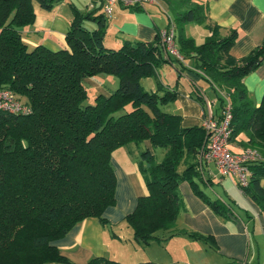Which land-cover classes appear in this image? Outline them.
Wrapping results in <instances>:
<instances>
[{"label": "trees", "instance_id": "trees-1", "mask_svg": "<svg viewBox=\"0 0 264 264\" xmlns=\"http://www.w3.org/2000/svg\"><path fill=\"white\" fill-rule=\"evenodd\" d=\"M59 1L0 0V89L11 90L31 108L29 115L0 112V264H74L52 242L88 218L98 219L102 227L108 225L103 213L116 203L112 154L144 142H149L151 150L141 151L137 170L146 193L123 220L133 240L145 248L153 240L184 235L216 248L213 237L176 227L178 214L185 209L179 192L183 182L216 215L227 217L229 209L211 200L196 183L203 181L198 155L207 140L204 128L183 127L180 115L161 109L176 100V88L160 83L154 92L142 88L141 80L155 77L165 64L209 84L218 101L213 110L217 118L228 99L229 148L235 143L256 150L261 157L246 165L250 176L241 192L264 216V95L254 106L243 83L263 64L264 41L247 55L234 58L229 51L237 31L231 29L222 37L220 27L209 22L206 4L153 0V6L168 16L167 28L174 29L181 60L165 51L160 31L151 42L125 41L118 49L108 48L104 13L80 12L73 6L66 47L28 49L21 30L34 23V5L51 11ZM130 9L141 11L145 6ZM88 20L97 27L86 29L83 23ZM190 24L203 26L209 33L200 45L185 34ZM187 60L193 61L192 69L184 66ZM101 74L115 76L117 89L97 94L92 105H84L83 80ZM189 95L204 107L206 97L200 87L192 85ZM127 106L128 111L115 115ZM240 135L245 139L240 140ZM158 148L164 150L161 161L155 156ZM85 264L120 263L96 257Z\"/></svg>", "mask_w": 264, "mask_h": 264}, {"label": "crops", "instance_id": "crops-1", "mask_svg": "<svg viewBox=\"0 0 264 264\" xmlns=\"http://www.w3.org/2000/svg\"><path fill=\"white\" fill-rule=\"evenodd\" d=\"M208 8L209 22L220 27V35L225 37L231 29H235L238 38L229 53L234 58L247 55L252 49L264 41V0H198ZM105 0H91L85 10L69 4L70 12L64 8L65 1L60 0L59 6H54L51 11H37L33 24L22 28L23 41L28 49L42 45L51 51L66 47L65 34L72 21L71 7L80 12H94L95 15L103 13ZM56 5V4H55ZM154 7L156 14L147 8L134 11L130 8L116 6L108 18L105 15L107 34L110 38L111 49L121 47L125 41L151 42L158 31L167 28L169 19L158 7ZM159 13L161 15H159ZM165 18L166 22L161 23ZM89 21V20H88ZM95 27L94 21H89ZM84 24V23H83ZM185 34L194 39L197 45L203 43L208 36V31L203 26L190 24L185 27ZM184 66L192 69L193 61L187 60ZM168 65V64H165ZM174 67V66H173ZM176 69V68H175ZM189 83L176 87L177 98L168 103L165 112L177 114L182 117L183 127L201 126L203 115L207 113L206 105L202 107L190 98V84L200 86V79L189 71L179 74ZM173 78V77H172ZM161 82L162 86L172 88L170 82ZM159 80L162 78L159 76ZM157 83V82H156ZM151 82V88L156 87ZM248 97L254 106H258L264 95V62L254 72L243 79ZM187 85V86H186ZM189 87V88H188ZM102 94H109L101 87ZM204 93V92H203ZM205 100H210L204 93ZM170 106V107H169ZM217 110V107H213ZM213 109V110H214ZM214 110V112H215ZM240 140L245 139L240 135ZM144 149H150L149 142H144ZM234 153H241L243 148L233 143L230 147ZM141 147L127 145L120 148V166L111 160L116 177L115 199L116 203L108 207L103 217L114 228L120 226V236L114 232L109 242L120 243V255L112 254L106 246V227H102L96 218H88L74 226L63 238L52 242L60 253L74 264H85L93 257H106L120 264H135L138 262H153L155 264H264V216L257 206L244 196L235 186L232 179L221 177L213 163H205L202 168V182L196 181L199 188L211 200H219L228 207L227 217L216 215L206 204L197 198L188 183L179 185L185 209L181 210L176 220L177 230H188L214 238L215 247L192 241L184 235L173 236L165 241L153 240L147 247L141 248L133 240L131 229L124 224V218L133 212L139 197L145 195L146 190L143 180L137 170V162ZM214 184L221 186L223 194L209 195L206 190ZM264 187V179L261 180ZM163 236V234H159ZM261 247V250H260ZM141 248V249H140ZM141 250H145V253Z\"/></svg>", "mask_w": 264, "mask_h": 264}, {"label": "built area", "instance_id": "built-area-1", "mask_svg": "<svg viewBox=\"0 0 264 264\" xmlns=\"http://www.w3.org/2000/svg\"><path fill=\"white\" fill-rule=\"evenodd\" d=\"M153 0H105L103 13L111 15L116 6L131 8L153 5ZM172 26L160 31L161 43L165 51L181 60L174 41ZM207 113L204 115L201 126L207 134L204 148L198 155L201 171L205 163H213L221 177L234 181L241 192L248 185L250 171L247 164L260 160V154L251 148L243 149L241 153H233L229 148L231 135L230 123L232 120L231 106L226 98L224 107L220 110L219 118L214 115L212 101H205ZM0 112L12 115H29L31 108L20 101L9 89H0ZM242 193V192H241Z\"/></svg>", "mask_w": 264, "mask_h": 264}, {"label": "rangeland", "instance_id": "rangeland-1", "mask_svg": "<svg viewBox=\"0 0 264 264\" xmlns=\"http://www.w3.org/2000/svg\"><path fill=\"white\" fill-rule=\"evenodd\" d=\"M63 1H65L64 8L67 11L70 12V8H69L70 5L69 4H72V5L80 8V9L85 10V6L91 0H63ZM59 4L60 3L58 2V3H56L55 6H57V5L59 6ZM34 8L37 11H42L43 12V10H41L37 5H34ZM147 8L151 9V11L153 13H155V14L157 13L156 12L157 10L155 11L154 10L155 8L150 6L149 4L147 5ZM159 15H161V14L159 13ZM161 16H163V15H161ZM109 17H110V15H108V18ZM159 17L160 16H158V17L156 16V18H158L159 20L161 19V23H165L166 22L165 18H163L165 16H163L162 18H159ZM108 18H106V20H108ZM84 26L88 30H93V29H95L97 27V25L95 27H91L89 21H84ZM104 43L107 46H110L109 45L110 44V38H109L107 32L105 33V36H104ZM115 48L118 49L119 47H115ZM159 76L162 78V80L158 79ZM170 76H171V78L173 77L172 81L170 82L171 86H174L172 88H176V87L181 88V85H184V84L190 82V81H187L185 78H182V76H181V77H179L178 85H175L174 82L176 81V79L179 76V74H178L177 70L175 69V67H173L172 65L168 64V65H162L161 67H159L156 70V76L155 77L142 79L141 80L142 88L146 92H149V93L150 92H154V91L157 90V84L158 83L161 84V82L168 83V81H166V80L170 81ZM151 82H153V83L157 82L156 83V87L154 86L153 89L151 88ZM83 85L85 86V88L87 90V99L84 102V105H87V104L92 105L94 103V99H95L96 95L101 93V90L99 88L101 87L102 89L105 90V92H112V91L116 90L117 87H118V79L115 76H112V75H103V74H101V75H97V76H94V77H89V78L84 79L83 80ZM189 86L191 88V84ZM200 86H202L203 92L205 93L207 98L210 99L209 101H212V103L214 104L213 106H215V108H216L217 104H218V101L214 97L213 92H212L209 84H207L205 81L201 80L200 81ZM167 108H168V103L163 105V106H161V109L163 111H166ZM129 109H130V107L127 106L124 111H121V112L119 111L115 115L118 116L121 113H124L125 111H128ZM131 145H133V147H134V144H131ZM143 145L144 144H141L139 146V147H141L142 151L145 150ZM163 155H164V150L163 149L158 148V149L155 150V156H156L157 161H161L162 158H163ZM111 160L114 161L115 164H118L120 166V148H118L117 150L114 151V153L112 154ZM206 192L209 195H212V196H215V195L217 196L218 193L224 195L221 186H219L217 184H214L213 187L211 189H209V190H206ZM115 227L116 228L112 227L110 225V223H108V225L105 228L106 235L104 237H105V240H106V246H108V248L111 251V253L120 255V243L119 242H113L114 244H112V243L109 242V239L111 238V235H112L113 232L120 236V226L116 225ZM262 244L263 245L261 247H262V250L264 251V242ZM261 247H260V250H261ZM141 251H143L145 253V250H141ZM93 258H96V257H93Z\"/></svg>", "mask_w": 264, "mask_h": 264}]
</instances>
